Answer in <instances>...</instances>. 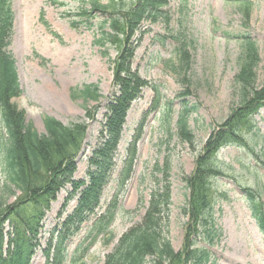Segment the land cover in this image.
I'll return each instance as SVG.
<instances>
[{"label":"rangeland","instance_id":"rangeland-1","mask_svg":"<svg viewBox=\"0 0 264 264\" xmlns=\"http://www.w3.org/2000/svg\"><path fill=\"white\" fill-rule=\"evenodd\" d=\"M244 1L249 5L247 14L238 5ZM9 2L13 33L7 49L14 59L22 91L18 99L10 101L40 135L44 134V117L64 126L87 123L85 148L75 159L74 175V179H84L88 157L106 115L103 106L113 90L111 64L119 45L95 44L106 16L91 10L90 0ZM117 2L124 10L132 4V0ZM98 3L105 6L106 0ZM85 10L89 15H81ZM163 11L165 18L141 25L142 37L134 47L130 68L144 85L116 126L119 133L112 173L109 185L104 187L100 209L86 215L76 232L74 226L67 228L66 225L65 231H60L80 196L78 192L71 194L69 187L59 192L45 212L37 237L38 248L30 264H54L59 249L66 250L65 264H104L120 237L142 218L153 187L152 179L147 176L155 164L160 168L167 166L164 184L169 189L171 202L167 239L175 253L182 249L189 221L184 212L188 198L185 180L192 174L210 132L238 105L240 91L235 78L243 58L240 37L250 38L263 60L264 0H167ZM104 31L108 34L109 29L105 27ZM262 65L261 62L257 67L256 86L261 83ZM85 86H97V103L91 99L84 103L80 98H70ZM195 104L199 109L186 122L193 137L189 146L179 138L176 123L178 113ZM95 106L98 108L92 111ZM86 108L93 112V121L85 120ZM255 122L263 134L264 110L255 117ZM2 136L0 125V140ZM132 151L135 156L131 176L119 195V211L109 226L110 234L96 237L91 232L94 214L106 211L122 161ZM255 152L264 165V140ZM216 161L221 176L213 181V186L226 198L218 197L215 203V226L221 238L210 250L212 262L264 264V237L241 193L256 192L264 203V167L246 150L238 148L222 149ZM2 173L0 165V191L6 203L12 204L19 193L4 189ZM6 246L5 242L4 252ZM146 264H153V260L148 259Z\"/></svg>","mask_w":264,"mask_h":264},{"label":"trees","instance_id":"trees-1","mask_svg":"<svg viewBox=\"0 0 264 264\" xmlns=\"http://www.w3.org/2000/svg\"><path fill=\"white\" fill-rule=\"evenodd\" d=\"M90 1L91 10L106 16L101 23V36L95 44L119 45V51L111 64L113 90L103 106L106 115L103 116L104 121L88 157L84 179L77 180L74 179L75 159L83 154L87 123L84 121L64 126L53 118L44 117V134L40 135L24 121L23 112L11 103L10 100L18 99L22 91L14 59L7 49L13 33V14L9 0H0V125L3 132L0 165L4 189L19 193L12 204H7L0 191V264H30L38 248L37 237L45 212L50 209L57 194L67 187L71 194L78 192L80 197L60 231H65L66 225L67 228L74 226L76 232L86 215L100 209L104 187L109 185V175L112 173L114 147L119 133L116 126L121 123L126 109L139 97L144 85L130 68L134 47L140 43L143 23H155L165 18L163 8L167 0H132L128 10L119 8L117 1L121 0H106L105 6H99V0ZM238 5L245 14L248 13L247 2ZM89 13L85 10L81 15ZM105 27L109 29L108 34L104 31ZM240 38L243 58L240 73L235 78L240 91L239 102L230 110L228 117L210 132L202 152L195 160L192 174L185 180L188 198L184 212L189 221L182 249L175 253L167 239L171 206L169 189L164 184L167 166L160 168L155 164L147 176L152 179L153 187L149 191L142 218L120 237L104 264H146L148 259H152L153 264H213L210 250L221 238L215 226L214 208L218 197L226 198L224 194L217 193L213 186V181L221 176L216 161L218 152L226 148L246 150L258 160L259 166L264 167L255 152L264 140V133L258 130L255 122V117L264 110V40L261 61L255 43L246 36ZM261 62L262 79L260 85L256 86V71ZM70 98H80L84 103L91 99L97 103V86H85L81 92H73ZM97 108L95 106L92 111ZM198 109L199 105L195 104L178 113L177 134L189 146L192 145L193 137L186 122ZM92 111L85 109L86 121L94 120ZM134 156L135 152L132 151L124 157L106 211L94 214L91 232L96 237L110 234L109 226L119 211V195L125 190L128 177L131 176ZM159 175H162L160 180L157 179ZM241 193L264 237V203L260 195L246 190ZM54 228L53 233L56 230ZM5 242L7 248L4 252L2 246ZM66 260V250L59 249L54 264H65Z\"/></svg>","mask_w":264,"mask_h":264},{"label":"bare ground","instance_id":"bare-ground-1","mask_svg":"<svg viewBox=\"0 0 264 264\" xmlns=\"http://www.w3.org/2000/svg\"><path fill=\"white\" fill-rule=\"evenodd\" d=\"M27 118H29V115L27 114ZM236 255V254H235ZM235 255H232V256H230V257H233V256H235ZM232 259H234V258H232ZM238 259V258H237ZM236 260V259H235ZM235 262V261H234ZM236 262H237V260H236ZM238 262H241L240 261V259L238 260ZM235 264V263H234Z\"/></svg>","mask_w":264,"mask_h":264}]
</instances>
